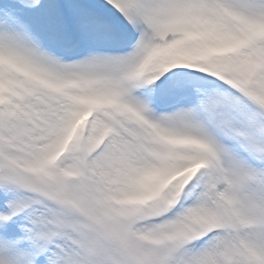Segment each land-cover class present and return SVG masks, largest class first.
<instances>
[{
    "label": "snow or ice",
    "instance_id": "snow-or-ice-1",
    "mask_svg": "<svg viewBox=\"0 0 264 264\" xmlns=\"http://www.w3.org/2000/svg\"><path fill=\"white\" fill-rule=\"evenodd\" d=\"M0 264H264V0H0Z\"/></svg>",
    "mask_w": 264,
    "mask_h": 264
}]
</instances>
